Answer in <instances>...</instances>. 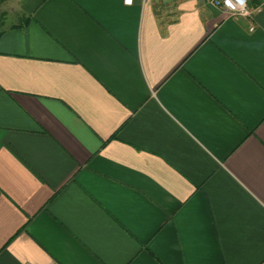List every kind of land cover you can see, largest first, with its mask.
<instances>
[{"label": "crops", "instance_id": "0c3cea01", "mask_svg": "<svg viewBox=\"0 0 264 264\" xmlns=\"http://www.w3.org/2000/svg\"><path fill=\"white\" fill-rule=\"evenodd\" d=\"M3 2L0 264H264V0Z\"/></svg>", "mask_w": 264, "mask_h": 264}, {"label": "built area", "instance_id": "2783aa9c", "mask_svg": "<svg viewBox=\"0 0 264 264\" xmlns=\"http://www.w3.org/2000/svg\"><path fill=\"white\" fill-rule=\"evenodd\" d=\"M126 3H131V0H125ZM215 8L222 9L225 13L232 17H249L250 10L248 0H208Z\"/></svg>", "mask_w": 264, "mask_h": 264}, {"label": "rangeland", "instance_id": "374dc122", "mask_svg": "<svg viewBox=\"0 0 264 264\" xmlns=\"http://www.w3.org/2000/svg\"><path fill=\"white\" fill-rule=\"evenodd\" d=\"M5 1V0H4ZM0 1V32L4 30V27H7L14 21V18L16 17V13L18 11L11 12L8 8L5 7L4 2ZM6 11V13H5Z\"/></svg>", "mask_w": 264, "mask_h": 264}, {"label": "trees", "instance_id": "16d2710c", "mask_svg": "<svg viewBox=\"0 0 264 264\" xmlns=\"http://www.w3.org/2000/svg\"><path fill=\"white\" fill-rule=\"evenodd\" d=\"M0 1H4V0H0Z\"/></svg>", "mask_w": 264, "mask_h": 264}]
</instances>
